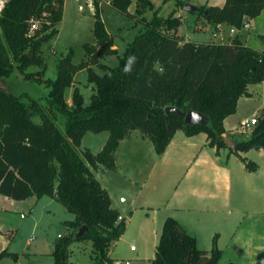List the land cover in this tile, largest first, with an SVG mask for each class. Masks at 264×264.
<instances>
[{
	"label": "trees",
	"instance_id": "trees-1",
	"mask_svg": "<svg viewBox=\"0 0 264 264\" xmlns=\"http://www.w3.org/2000/svg\"><path fill=\"white\" fill-rule=\"evenodd\" d=\"M99 2L95 0L93 14L95 44H84L83 62H72V50L62 55L55 79L41 80L26 69L43 63L42 40L47 42L58 33L64 0H8L0 14V77L17 67L26 79L49 88L42 102L0 87V194L14 200L50 196L75 214L65 222L70 232L53 243L54 264H113L108 253L126 222L119 219L93 170H116L115 153L121 140L138 130L160 155L176 131L182 130L187 136L205 132L211 147L224 148V119L236 111L241 96L249 95L250 84L264 80V46L256 49L244 44L238 35L217 43L182 39L177 34L182 18L174 12L160 14L152 0H135L133 12L129 11L133 0H109L112 7L142 27L117 65L101 63L100 58L116 54V50L111 49L113 38L105 28ZM185 3L175 0L180 7ZM263 8L264 0H224L220 5H199L192 12L214 26L225 23L240 29L246 18H256ZM152 10L147 17L146 12ZM33 22L37 25L30 33ZM130 55L136 60L132 70L125 72ZM92 65L103 73H97ZM82 68L88 70L95 91L85 104L75 87L69 104L65 90L73 86L74 74ZM167 106L184 113L195 110L207 121L185 123L184 115L166 112ZM58 113L64 118V131L55 122ZM103 131L108 132V138L97 153L81 148L86 133ZM250 149H264V113L257 117L250 135L236 140L235 147L229 149L254 171L256 162L241 156ZM83 226L86 229L77 235ZM76 241L91 242L90 263L70 260V246ZM220 255L215 238L210 251L200 249L193 234L175 218L167 217L149 264H216ZM4 257L17 260L19 254L4 249L0 260Z\"/></svg>",
	"mask_w": 264,
	"mask_h": 264
},
{
	"label": "crops",
	"instance_id": "crops-1",
	"mask_svg": "<svg viewBox=\"0 0 264 264\" xmlns=\"http://www.w3.org/2000/svg\"><path fill=\"white\" fill-rule=\"evenodd\" d=\"M65 4L64 0L63 13ZM203 4H212V2L203 0V3L199 5ZM244 23L248 26L242 28H247L248 31L253 29L256 33L255 37L259 39L258 41L256 38L259 43L251 46L262 49L264 46V8L256 18H246ZM215 27L217 30L222 29L223 34L227 32L226 38L191 40L227 42L230 37L238 35L240 40L247 44L240 34L241 28L235 29L225 23H218ZM248 93L249 95H243L238 99L236 111L223 121L224 136L235 141L239 139L238 134H244L247 128H249L246 132L248 137L253 128L251 125L243 129L241 126L243 121L254 116L259 117L264 113V80L250 84ZM236 117L239 119L237 120ZM107 138L108 132L104 134L102 144ZM102 146L100 144L98 149L100 150ZM124 149L127 151L121 152ZM251 151H254L257 158H250ZM115 156L117 167L116 171L112 170V172L117 174L122 164L124 166L125 163L131 162V176H127L123 181L129 189H132L130 199L119 194L118 182L107 178V171L111 170L99 167L93 172L102 187L107 190L111 206L125 219L126 228L119 239H123L129 222L138 212H141L139 218H142L140 220L142 227L138 231L141 239L150 236V225L154 226L151 255L145 256L144 249L137 253L138 247L135 245V249L131 250L130 247L133 244H130L129 251L136 252L135 256L120 260L129 259L131 264H143L146 261L144 264H149L155 255L164 220L167 217H173L187 232L196 237L199 248H201V243L205 247L201 249L210 251L213 238H215L216 246L221 250L216 264L264 263V149H250L241 152V156L257 164L254 171H249L239 157L229 152L227 146L219 150L215 146L211 147L205 132L187 136L182 130H177L165 151L159 155L155 152L151 141L143 137L138 130H134L129 137L121 140ZM144 156L147 161L142 167L140 159ZM134 162L137 164L135 165ZM120 197H124V201H120ZM22 207V210L28 213L29 224L32 225L34 221L33 226H26L33 231L36 227L35 222L39 221L36 214L41 212L38 215L41 216L44 212H52L51 215L55 216L52 210L58 208V202L46 195L39 199L30 197L24 200H14L0 194V251L7 249L19 254L17 260L4 257L0 260V264H21L23 253L27 252L24 250H28L31 246L33 235L26 241L25 249L18 251L13 241L15 226L10 228L11 226H7V219L3 218L4 214L7 215L13 208ZM19 214L23 218L27 216L22 211ZM65 227L66 233H69L68 226ZM59 235L60 233H57L56 236L59 237ZM70 249L73 250L72 246ZM31 252L30 258L40 257L35 251ZM112 253L110 248L109 257L114 261L119 260L118 256H113ZM72 254L74 252L71 253V261L83 263L79 259H72ZM90 262L91 260H88L84 263Z\"/></svg>",
	"mask_w": 264,
	"mask_h": 264
},
{
	"label": "rangeland",
	"instance_id": "rangeland-1",
	"mask_svg": "<svg viewBox=\"0 0 264 264\" xmlns=\"http://www.w3.org/2000/svg\"><path fill=\"white\" fill-rule=\"evenodd\" d=\"M65 1L64 15L57 25L58 33L47 42H45V40L42 42L41 48L43 53L41 54V57L43 59V63L39 66L32 64L26 69V72L34 74L36 78H41V80H45L46 78H56L57 61L62 55H66L69 50L73 51L72 62L80 63L86 59L84 44H95V38L92 31L94 21L93 10L91 8H87L84 11H79L75 0ZM152 2L154 3V10L159 8L160 14L167 16L170 12H174V16L182 18L183 23L177 30V34L182 39L206 40L220 37L226 38L225 35H227V32L223 34L222 29L217 30L216 27L214 28V25L210 24L203 16H197V13L195 12L184 10L183 7L175 4V0H152ZM185 2L197 7L200 3H203V0H185ZM211 2V5H218L222 3L223 0H211ZM100 6L101 16L104 21L105 28L113 38V46H111V49L116 50V54L105 55L100 59V62L113 67L118 64L119 58L123 55L125 47L138 33L142 25L139 23L137 24L133 18L127 17L125 14L117 11L107 0L102 1ZM134 8L135 0H133L129 6V11L133 12ZM154 10L146 12L145 15L150 17ZM240 31L242 38L247 41L248 45L254 46L256 43H259V39L255 37L256 33L253 29L248 31L247 28H241ZM0 39L2 40V36H0ZM220 41L223 40L220 39ZM92 67L97 73H103L98 66L92 65ZM0 87L16 95H23V93H26L34 98L40 99L42 102L45 101L41 98L47 95L49 89L43 82H39L35 79H26L23 72L17 69V67L14 68L10 75L0 77ZM75 87H78L80 92L83 94L84 103L89 104L91 95L95 90L92 88L94 87V84L88 81V70L86 68H82L74 74L73 86L67 87L65 90V98L69 104L72 102V92ZM238 117H236L237 120L239 119ZM55 122L57 126L64 131L63 116L58 113L55 117ZM248 129L249 128L245 130L244 134H238L239 139L247 137L246 132ZM106 133L107 131L99 134L89 132L84 137L81 148L89 149L93 153L96 149H98L100 144L101 146L103 145L104 134ZM98 151L99 149L95 153ZM126 151L127 150L124 149L121 152ZM250 158H257L254 151H251ZM146 161L147 158L145 156L140 159L142 167H144ZM134 163L135 165L137 164L136 162ZM107 172V178L109 177L111 180L119 183V186H117L119 194H122L124 197L130 199L132 189H129L127 184H124L123 181L127 176H131V162L125 163L124 166L122 164V166L118 169V174L112 172V170ZM122 183L123 185H121ZM22 209L23 207L13 208L9 213H7V215L4 214L3 216V218L8 221L6 222L7 226H11L10 228L15 226L13 241L15 242L14 246L18 249V251L25 249L24 247H26V241L33 235V240L30 242L31 246L28 250H24L27 252L23 253L21 264H54V260L51 255L53 250V241L57 238V233H60V236L61 234L64 235L66 233L67 229L64 221L74 219L75 214L67 211L64 206L58 203V208H53L52 210L55 212V216L51 215L52 212H44L41 216H38L41 212L36 214V218H39V221L35 222L34 226L36 227L32 231L31 228L26 226H33L34 221L32 222L33 224L30 225L29 219L27 218L28 213ZM21 211L27 215L25 216L26 218H23V216L19 214ZM139 216H141V212L136 213L131 219L128 224V229L123 235V239H119L115 244L113 243V245H111V250L113 251L112 255L118 256L119 260L125 257L133 258L135 253H139L141 249H144L145 256L151 255L150 253L153 238L152 229L154 226L150 225V236L141 239L138 231H140L142 227V223L140 222L142 218H139ZM9 232L10 231H8V233ZM130 244L138 247L136 252L133 253L129 251ZM200 245L201 248H205L201 243ZM71 246L73 248L72 252H74V254H72V259H79L83 263L92 259L93 253L90 241H76L72 243ZM31 251H35L40 255V257L30 258L29 254H32Z\"/></svg>",
	"mask_w": 264,
	"mask_h": 264
},
{
	"label": "water",
	"instance_id": "water-1",
	"mask_svg": "<svg viewBox=\"0 0 264 264\" xmlns=\"http://www.w3.org/2000/svg\"><path fill=\"white\" fill-rule=\"evenodd\" d=\"M183 9L186 10V11H193L196 9V6L195 5H192L188 2H186L184 5H183ZM43 42V40H42ZM32 52L29 53V56L32 58ZM165 111L166 112H174V113H178V114H181V115H184V121L185 123H188V124H196V123H205L207 121V118L205 115L199 113V112H196L195 110H188L187 112H183L181 111L180 109L176 108V107H173V106H167L165 108ZM224 140H225V143H226V146L230 149V148H234L235 145H236V141L235 140H232L230 137L228 136H225L224 137ZM84 229H86L85 226H83L82 228L79 229L77 235H80Z\"/></svg>",
	"mask_w": 264,
	"mask_h": 264
},
{
	"label": "built area",
	"instance_id": "built-area-1",
	"mask_svg": "<svg viewBox=\"0 0 264 264\" xmlns=\"http://www.w3.org/2000/svg\"><path fill=\"white\" fill-rule=\"evenodd\" d=\"M75 1L77 3V8H78L79 11H84L87 8H91L93 10V12H95V0H75ZM102 1H104V0H100L99 3L101 4ZM107 1H109V0H107ZM7 2H8V0H0V14H1L2 10L4 9V7H5V5H6ZM36 25H37L36 22H33L31 24L30 33H32L33 29L36 28ZM247 26L248 25L244 23L242 27H247ZM235 29H237V28H235ZM256 119H257V117L254 116V117H252L249 120L243 121L242 124H241L242 128L245 129V128L251 126V125L256 124ZM119 200L120 201H124V197H120ZM120 218H121V216H119V219ZM130 248H131V250H134L135 249V246L134 245H131ZM113 264H131V262H130L129 259H125V260H116V261L113 262ZM254 264H262V263H257L256 262Z\"/></svg>",
	"mask_w": 264,
	"mask_h": 264
},
{
	"label": "clouds",
	"instance_id": "clouds-1",
	"mask_svg": "<svg viewBox=\"0 0 264 264\" xmlns=\"http://www.w3.org/2000/svg\"><path fill=\"white\" fill-rule=\"evenodd\" d=\"M135 60H136V57L134 55H130L127 58V61H126L125 65H124V69L123 70L125 72H130L132 70V66H133Z\"/></svg>",
	"mask_w": 264,
	"mask_h": 264
}]
</instances>
